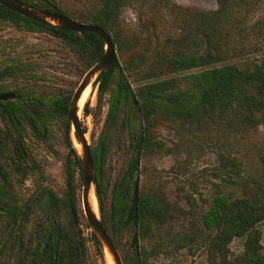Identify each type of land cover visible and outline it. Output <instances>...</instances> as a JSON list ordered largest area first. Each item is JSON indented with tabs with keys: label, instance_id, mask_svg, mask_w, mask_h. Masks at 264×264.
Instances as JSON below:
<instances>
[{
	"label": "trees",
	"instance_id": "obj_1",
	"mask_svg": "<svg viewBox=\"0 0 264 264\" xmlns=\"http://www.w3.org/2000/svg\"><path fill=\"white\" fill-rule=\"evenodd\" d=\"M72 1L84 5L86 0ZM144 1L95 0L85 12L68 10L66 0L28 2L37 9L101 26L118 45L110 69L100 72L92 83L97 87L99 112L105 93L111 89L106 117L91 149L93 188L101 223L116 246L121 245L122 233L130 230L123 264H147L141 241L165 223L169 213L165 199L156 191L145 192L139 179L143 158L164 150L165 144L155 136L157 126L181 124L192 131H214L217 175L225 184L242 186L244 194L234 197L217 192L203 217V225L210 232L208 251L212 264H264L258 228L264 220V163L260 175H246L243 162L229 153L232 143L227 140L237 132L264 125V56L247 66L221 63L224 49L220 33L231 0H217L218 8L213 12H193L171 0H147L150 10L166 8L184 21L178 48L170 55L158 51L151 63L144 55L126 56L138 42L131 38L125 48L121 47L117 31L120 13L123 7ZM0 22L10 24L23 35L48 34L59 46L58 51L50 52L37 48L25 37L22 42L13 40L1 46L4 56L0 62V94L16 97L0 100V264H87L81 229L85 215L73 174L67 172L64 198L40 186V166L33 158L29 141L34 139L50 148L55 134L61 132L67 148V171L74 166L82 183L81 159L70 137L68 108L75 88L100 59L105 44L94 33L43 24L3 5ZM190 31L205 43L203 52H192L187 46ZM49 53L55 54L51 64L59 56V66L48 69ZM189 70L195 71L184 78L175 73ZM168 73L175 75L165 77ZM90 113L86 102L84 114ZM92 115L94 119L97 116ZM124 130L127 166L120 183L110 186L108 162L111 154L119 150ZM34 183L38 189L25 194L26 185ZM85 227L89 228L88 224ZM91 237L102 252L93 232ZM234 238L243 240V249L230 256L229 244Z\"/></svg>",
	"mask_w": 264,
	"mask_h": 264
},
{
	"label": "rangeland",
	"instance_id": "obj_2",
	"mask_svg": "<svg viewBox=\"0 0 264 264\" xmlns=\"http://www.w3.org/2000/svg\"><path fill=\"white\" fill-rule=\"evenodd\" d=\"M37 2L38 0H25ZM68 10L85 12L91 9L95 0H86L79 4L66 0ZM193 12H213L218 8L217 0H171ZM23 2V1H22ZM25 3V2H24ZM31 6V5H30ZM150 1L141 5L133 3L122 8L117 31L121 47H126V41L134 38L138 45L125 55H144L151 63L153 56L158 51L171 54L178 48L177 39L184 28V21L178 19L169 9L158 8L150 10ZM227 19L221 28V46L224 49L221 63L247 66L259 62L264 56V0H231L227 11ZM26 41L36 45L39 49L58 51L59 46L54 38L45 33H23L8 23L0 22V62L3 59L2 44L13 40ZM187 46L192 52L201 53L205 50V43L201 42L193 31L187 38ZM145 42V43H143ZM21 47L20 45H18ZM182 46V45H181ZM115 52L118 45L115 44ZM183 49V48H182ZM55 54H48L46 66L53 68L59 61V56L51 64ZM61 62V61H60ZM57 66H59L57 64ZM195 71V70H193ZM175 72L179 78L193 72ZM171 77L174 73H168ZM79 84V83H78ZM114 86H112L113 88ZM88 96L84 104L79 107V118L82 128L86 130V139L90 148L94 147L96 138L102 127L107 113V100L111 89L105 93L100 112L97 109V87L88 86ZM89 103L90 114H84L85 103ZM92 114H96L93 118ZM120 135L118 151L111 154L108 162L107 177L110 186L120 183L121 176L125 173L128 154L123 150L127 143V132ZM215 132L192 131L181 124H161L155 130V136L164 144V150L158 154L147 155L143 158L139 179L145 192L156 191L166 201L168 219L159 226L154 233L141 241L140 249L145 252L147 264H212V254L208 251V236L210 232L203 225V217L212 204L217 192H227L234 197L244 194L242 186L225 184L217 175V150ZM70 137L77 152H81V145L77 142L71 126ZM232 144L229 153L237 160L243 162L246 175L258 176L262 173L264 163V125L247 131H240L227 139ZM33 148V158L40 166L38 184L55 192L59 197H66L67 172L73 174L74 183L77 185L78 201L81 199L82 183L79 171L74 166H69L67 171V148L61 132H57L51 140V147H45L34 139L29 141ZM224 177V175H223ZM219 185L220 190H218ZM25 194L38 189V185H26ZM124 187L122 192L124 193ZM81 201V200H80ZM110 191L108 192V207ZM96 214L100 217L98 202ZM79 207V202H78ZM88 224L85 216L81 219V229L87 246V264H115L112 255L105 247L99 249L92 240V230L85 227ZM89 226V225H88ZM1 228V224H0ZM261 232L262 251L264 252V220L259 223ZM130 230L122 233L120 246H116L123 262L124 254L129 250ZM243 249V240L234 238L229 244V255L235 256Z\"/></svg>",
	"mask_w": 264,
	"mask_h": 264
},
{
	"label": "water",
	"instance_id": "obj_3",
	"mask_svg": "<svg viewBox=\"0 0 264 264\" xmlns=\"http://www.w3.org/2000/svg\"><path fill=\"white\" fill-rule=\"evenodd\" d=\"M0 5L43 24L52 25L65 30L94 33L100 36L105 44L104 52L100 59L85 72L74 90L68 108L67 121L72 126L77 142L81 145V152H79L82 172L81 204L86 221L92 232L101 243L102 247H105L112 255L115 264H123L113 239L111 238L109 232L103 227L100 217L93 210L92 205L89 202V194L91 191L95 196L93 188L94 164L91 148L86 139V133L82 128L78 115V102L83 91L94 82L100 72L108 71L110 69L116 56L112 38L110 34H108V32H106L101 26L81 23L66 16L37 9L20 0H0ZM15 97L16 95L14 94H0V100H7Z\"/></svg>",
	"mask_w": 264,
	"mask_h": 264
},
{
	"label": "bare ground",
	"instance_id": "obj_4",
	"mask_svg": "<svg viewBox=\"0 0 264 264\" xmlns=\"http://www.w3.org/2000/svg\"><path fill=\"white\" fill-rule=\"evenodd\" d=\"M88 93H89V91H88V87H87L83 91V93H82V95L80 97V100L78 102V107H81L84 104V102H85V100H86V98L88 96ZM89 202L92 205L93 210L95 211L96 210V207H97V203H96V198H95V196H94V194H93L92 191L89 194Z\"/></svg>",
	"mask_w": 264,
	"mask_h": 264
}]
</instances>
